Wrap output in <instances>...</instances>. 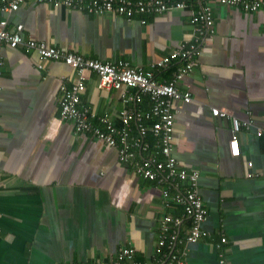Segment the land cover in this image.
<instances>
[{
  "label": "crops",
  "instance_id": "crops-1",
  "mask_svg": "<svg viewBox=\"0 0 264 264\" xmlns=\"http://www.w3.org/2000/svg\"><path fill=\"white\" fill-rule=\"evenodd\" d=\"M200 5L191 0L184 10L128 19L26 0L0 18L10 30L21 25L24 39L92 60L127 61L169 82L179 60L151 66L194 44L190 19ZM211 8L212 32L196 43L198 63L177 82L191 101L175 104L172 152L180 167L198 173L207 211L206 235L184 246L182 264H264V137L255 134L264 125V10ZM0 59V264H92L124 247L145 261L165 216L178 220L177 227L168 225L170 232L187 233L191 222L173 202L176 183L140 177L118 162L114 148L60 119L59 85L75 83L74 71L1 42ZM83 73L80 105L120 127V93L99 88L96 74ZM142 106L149 107L146 98ZM212 109L229 117L213 116ZM232 118L248 124L238 133L236 158L228 150ZM145 142L156 150L152 135Z\"/></svg>",
  "mask_w": 264,
  "mask_h": 264
},
{
  "label": "built area",
  "instance_id": "built-area-1",
  "mask_svg": "<svg viewBox=\"0 0 264 264\" xmlns=\"http://www.w3.org/2000/svg\"><path fill=\"white\" fill-rule=\"evenodd\" d=\"M26 0H0V13L14 12ZM44 3L53 8L65 7L89 15L116 14L131 18L134 14L162 15L170 9L184 10L191 0H30ZM202 5L192 14L190 23L196 33L194 44L183 46L168 53L153 64L152 69H160L170 63L180 61L174 78L169 82H157L153 72L129 65L127 61H98L82 55L65 52L43 42L24 39L21 35L22 26L14 30L7 27V21L0 18V42L9 48L23 47L33 50L41 60L61 61L75 72L77 81L66 86L63 81L59 85L61 96L58 101L59 117L73 123L75 132L91 135L108 147L114 148L120 164L131 168L137 175L150 181L162 182L171 180L180 191L174 196L173 202L182 205L184 216L191 224L184 236L176 231H169V224L177 227L178 220L165 216L160 222V236L149 260L140 261L135 258V251L130 247L120 249L109 259L93 261L92 264H182L186 255L184 246L195 243L206 233L201 224L207 216L201 197L197 190L198 173L180 167L173 156L174 109L177 102L188 103L191 96L188 92L179 91L177 82L192 71L197 65L199 40L206 39L212 32V4L223 6H241L246 11L264 10V0H199ZM2 61L0 59V66ZM85 71L96 74L98 86L103 90H116L120 93L122 108L117 114L121 126L114 125L108 116H96L90 109L80 105V97L84 92ZM143 98L149 107H143ZM212 115L228 118L225 111L212 109ZM135 127V135L131 126ZM241 124L232 118V129L228 141L229 155L236 158L240 155L238 133ZM150 134L155 139L156 150H152L145 138ZM256 137H264V125L257 128ZM251 166V164H247ZM167 203L168 192H162ZM225 238L220 242L224 243ZM223 253L220 251L219 257ZM221 264L222 260L219 261Z\"/></svg>",
  "mask_w": 264,
  "mask_h": 264
}]
</instances>
